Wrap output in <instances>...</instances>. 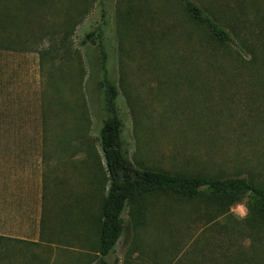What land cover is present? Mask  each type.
Listing matches in <instances>:
<instances>
[{"label": "rangeland", "instance_id": "1", "mask_svg": "<svg viewBox=\"0 0 264 264\" xmlns=\"http://www.w3.org/2000/svg\"><path fill=\"white\" fill-rule=\"evenodd\" d=\"M6 6L18 40L8 44L0 30V193L13 195L25 213L81 211L89 223L99 217L108 187L100 41L135 165L264 183V74L239 75L230 60L235 50L213 45L177 0H0L1 19ZM93 30L100 41L86 38ZM128 210L110 264L172 263L171 254L150 257L156 219L137 225ZM231 212L246 217L249 198ZM191 217L180 214V227ZM59 245L52 257L56 250L61 264L96 258L86 246Z\"/></svg>", "mask_w": 264, "mask_h": 264}, {"label": "trees", "instance_id": "2", "mask_svg": "<svg viewBox=\"0 0 264 264\" xmlns=\"http://www.w3.org/2000/svg\"><path fill=\"white\" fill-rule=\"evenodd\" d=\"M177 1L191 22L207 31L213 45L235 50L230 60L240 69L239 75L243 70L264 74V0H239L236 5L228 0ZM15 24V15L6 6L0 30L9 33L3 38L8 44L18 40L12 33ZM97 35L93 30L86 38L97 42ZM99 43L104 112L99 141L108 180L99 217L89 223L81 211L50 215L41 209L35 218L38 239L0 234V264H61L59 253L55 250L53 257L52 253L63 243L86 246L84 253L90 257L95 253L90 264H110L109 257L125 233L127 209L137 225L157 221L159 232L149 246L150 257L171 254L169 264H264L258 261L259 253L264 256V183L247 176L216 177L135 165L123 140L119 86L109 54ZM244 197L249 198V213L239 219L231 206ZM180 214L192 215L185 228L178 224Z\"/></svg>", "mask_w": 264, "mask_h": 264}, {"label": "crops", "instance_id": "3", "mask_svg": "<svg viewBox=\"0 0 264 264\" xmlns=\"http://www.w3.org/2000/svg\"><path fill=\"white\" fill-rule=\"evenodd\" d=\"M12 196L11 194L0 193V234L27 240L38 239L35 238L36 213L34 211L30 215L27 212L25 213V211L20 209L21 204L17 202V199H15V202L18 205L14 204L13 199L11 201ZM9 206L12 208H9ZM21 217H24L23 221ZM28 220L30 222V231Z\"/></svg>", "mask_w": 264, "mask_h": 264}]
</instances>
